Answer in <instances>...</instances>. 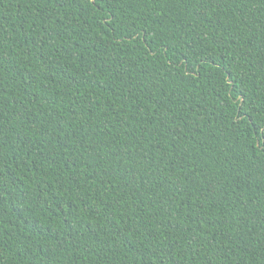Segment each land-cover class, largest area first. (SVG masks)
<instances>
[{
	"label": "trees",
	"instance_id": "obj_1",
	"mask_svg": "<svg viewBox=\"0 0 264 264\" xmlns=\"http://www.w3.org/2000/svg\"><path fill=\"white\" fill-rule=\"evenodd\" d=\"M0 264H264V0H0Z\"/></svg>",
	"mask_w": 264,
	"mask_h": 264
}]
</instances>
